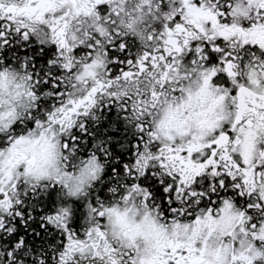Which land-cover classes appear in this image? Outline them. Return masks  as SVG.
Masks as SVG:
<instances>
[{"label": "snow or ice", "instance_id": "obj_1", "mask_svg": "<svg viewBox=\"0 0 264 264\" xmlns=\"http://www.w3.org/2000/svg\"><path fill=\"white\" fill-rule=\"evenodd\" d=\"M0 264H264V0H0Z\"/></svg>", "mask_w": 264, "mask_h": 264}]
</instances>
